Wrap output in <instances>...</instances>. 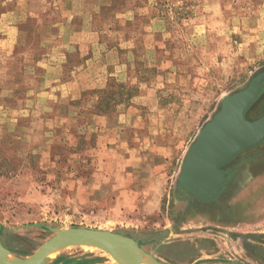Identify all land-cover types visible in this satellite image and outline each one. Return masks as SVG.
<instances>
[{
	"label": "rangeland",
	"instance_id": "rangeland-1",
	"mask_svg": "<svg viewBox=\"0 0 264 264\" xmlns=\"http://www.w3.org/2000/svg\"><path fill=\"white\" fill-rule=\"evenodd\" d=\"M263 5L0 0L4 248L25 261L58 231L92 229L133 239L156 264H264V145L227 167L216 201L178 182L223 99L264 72ZM263 115L264 93L246 118ZM115 257L75 243L44 264Z\"/></svg>",
	"mask_w": 264,
	"mask_h": 264
},
{
	"label": "water",
	"instance_id": "water-1",
	"mask_svg": "<svg viewBox=\"0 0 264 264\" xmlns=\"http://www.w3.org/2000/svg\"><path fill=\"white\" fill-rule=\"evenodd\" d=\"M257 86L259 87L258 91L248 96ZM263 93L264 72L252 79L244 90L223 99L220 110L200 131L187 153L178 180L179 186L185 192L203 202L215 201L222 194L228 178L223 167L240 154L255 149L264 142V115L254 121H249L246 118ZM111 234L115 233L92 229L58 231L31 256L28 263L4 258L1 255L5 249L3 246L0 249V264H36L49 252L52 246L65 239L81 238L96 241L105 239ZM130 264L138 263L131 261Z\"/></svg>",
	"mask_w": 264,
	"mask_h": 264
},
{
	"label": "bare ground",
	"instance_id": "bare-ground-1",
	"mask_svg": "<svg viewBox=\"0 0 264 264\" xmlns=\"http://www.w3.org/2000/svg\"><path fill=\"white\" fill-rule=\"evenodd\" d=\"M259 86V85H258ZM257 86L256 89H252V91L250 92V95H252L254 92L258 91L259 87ZM118 234H111L109 237L102 239V240H89V239H81V238H75V239H69V240H64L59 244H56L54 246H52L49 250L48 253H46L40 260L39 263L36 264H44L46 261L50 260L52 257H54L58 251L68 245H72L75 243H79V244H93L95 246H99L102 249H104L105 251H107L108 253H110L113 256H116L114 259L119 262L120 264H123L122 260L118 257H123V258H127L130 262H137L138 264H156L154 262L151 261L150 258H148L147 256L144 257V251H142V249L140 248V246L138 245V243L134 240L131 239H127L125 237L122 236H117ZM3 247L2 242L0 241V249ZM1 255L10 260V261H15V262H24V263H28L27 261L30 260V258H28L25 261H21V260H17L15 257L12 256V254L7 251L6 249H4L1 252ZM158 264V263H157Z\"/></svg>",
	"mask_w": 264,
	"mask_h": 264
},
{
	"label": "crops",
	"instance_id": "crops-1",
	"mask_svg": "<svg viewBox=\"0 0 264 264\" xmlns=\"http://www.w3.org/2000/svg\"><path fill=\"white\" fill-rule=\"evenodd\" d=\"M263 9H261V12L264 13V5L262 6ZM71 75L73 76L74 74L71 73ZM74 78V76H73ZM70 83V82H68ZM63 86L58 87L59 91L63 92L64 95L69 97V100H72L74 98V92H76V87H72V84H70V89L67 86V82L66 80L64 81V83H62ZM65 91V92H64ZM73 96H72V95ZM144 251V250H143ZM146 254H148L146 251H144ZM150 256V254H148ZM152 257V256H151ZM153 258V257H152ZM154 259V258H153ZM127 264H130V262H128Z\"/></svg>",
	"mask_w": 264,
	"mask_h": 264
},
{
	"label": "flooded vegetation",
	"instance_id": "flooded-vegetation-1",
	"mask_svg": "<svg viewBox=\"0 0 264 264\" xmlns=\"http://www.w3.org/2000/svg\"><path fill=\"white\" fill-rule=\"evenodd\" d=\"M248 113H249V112H248ZM261 145H264V142H263ZM261 145H259L258 147H260ZM258 147H257V148H258ZM252 150H253V149H252ZM246 152H247V151H246ZM244 153H245V152H244ZM242 154H243V153H242ZM240 155H241V154H240ZM240 155H239V156H240ZM237 157H238V156H237ZM237 157H236V158H237ZM236 158H235V159H236ZM235 159H234V160H235ZM234 160H233V161H234ZM233 161H232V162H233ZM232 162H230L229 164H227V165H225V166L223 167V170L228 174V178H227V181H226V184H225V188H224L222 194L226 191V188H227V185H228L229 179H230V177H231V173H230L231 170L229 171V170L227 169V167H229V165H230ZM230 169H231V168H230ZM222 194H221V195H222ZM221 195H220V196H221ZM219 198H220V197H219ZM216 200H217V199H216ZM216 200H215V201H216ZM202 202H203V201H202ZM139 246H140V245H139ZM142 250H143V249H142ZM144 251H145V250H144Z\"/></svg>",
	"mask_w": 264,
	"mask_h": 264
},
{
	"label": "trees",
	"instance_id": "trees-1",
	"mask_svg": "<svg viewBox=\"0 0 264 264\" xmlns=\"http://www.w3.org/2000/svg\"><path fill=\"white\" fill-rule=\"evenodd\" d=\"M99 113H100L101 115H104V114H107L108 111H106L105 109H100V110H99Z\"/></svg>",
	"mask_w": 264,
	"mask_h": 264
}]
</instances>
